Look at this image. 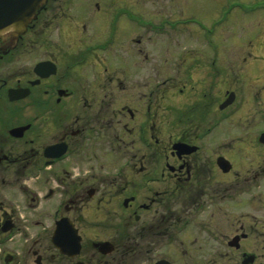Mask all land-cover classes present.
Instances as JSON below:
<instances>
[{"label":"flooded vegetation","instance_id":"flooded-vegetation-1","mask_svg":"<svg viewBox=\"0 0 264 264\" xmlns=\"http://www.w3.org/2000/svg\"><path fill=\"white\" fill-rule=\"evenodd\" d=\"M229 1L47 0L0 37V264H264Z\"/></svg>","mask_w":264,"mask_h":264},{"label":"rangeland","instance_id":"rangeland-1","mask_svg":"<svg viewBox=\"0 0 264 264\" xmlns=\"http://www.w3.org/2000/svg\"><path fill=\"white\" fill-rule=\"evenodd\" d=\"M228 34L229 52L239 54L243 73H252L257 79L250 83L244 77L241 90L260 94L264 106V0H230ZM242 68L240 67L241 70ZM253 108L251 104L243 109L244 116L251 119L254 115ZM255 109L259 116L261 109L257 106ZM251 130L249 127L250 133Z\"/></svg>","mask_w":264,"mask_h":264},{"label":"water","instance_id":"water-1","mask_svg":"<svg viewBox=\"0 0 264 264\" xmlns=\"http://www.w3.org/2000/svg\"><path fill=\"white\" fill-rule=\"evenodd\" d=\"M47 0H0V37L21 35L26 31L35 11ZM264 143V135L260 137Z\"/></svg>","mask_w":264,"mask_h":264}]
</instances>
